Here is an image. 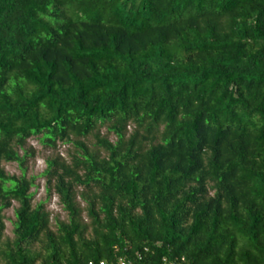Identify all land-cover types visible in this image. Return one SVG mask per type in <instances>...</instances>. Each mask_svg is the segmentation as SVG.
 Listing matches in <instances>:
<instances>
[{"label":"trees","instance_id":"1","mask_svg":"<svg viewBox=\"0 0 264 264\" xmlns=\"http://www.w3.org/2000/svg\"><path fill=\"white\" fill-rule=\"evenodd\" d=\"M121 258L264 264V0H0V264Z\"/></svg>","mask_w":264,"mask_h":264},{"label":"rangeland","instance_id":"2","mask_svg":"<svg viewBox=\"0 0 264 264\" xmlns=\"http://www.w3.org/2000/svg\"><path fill=\"white\" fill-rule=\"evenodd\" d=\"M133 126H129L128 130L131 132ZM100 133L102 136H107L110 140L116 141L117 137L115 134L108 132L106 126L100 128ZM87 145L91 150H98L96 146V138L94 135H90L85 139ZM26 147L34 151V156L29 158L27 162V176L35 177V184L32 187L31 191L34 193L33 205L36 206L40 202H44L46 210L51 214V228L57 229V221H67L68 212L64 209L63 205L60 203L59 197L54 192L49 194L47 191V178L42 175L46 169L47 163L46 160L49 157L56 156L57 154L61 155L65 159H69V154L75 151V147L70 144H64L61 142L57 143L56 148H50L46 146L40 139L39 136L31 137ZM101 151V150H100ZM22 154L23 151L21 150ZM104 155V151H101ZM2 166L7 173L11 175L20 176L22 174V169L17 162H6L2 163ZM81 206H85V202L81 201L79 198ZM18 207L17 202H13L12 206L4 211L6 229L4 231L3 240L14 239V221L16 219L15 210ZM84 221L89 222V218L86 216V212L83 213ZM38 247V245H37Z\"/></svg>","mask_w":264,"mask_h":264},{"label":"built area","instance_id":"3","mask_svg":"<svg viewBox=\"0 0 264 264\" xmlns=\"http://www.w3.org/2000/svg\"><path fill=\"white\" fill-rule=\"evenodd\" d=\"M89 264H116L114 262H108L106 260L90 261ZM117 264H135L133 260L121 258Z\"/></svg>","mask_w":264,"mask_h":264}]
</instances>
